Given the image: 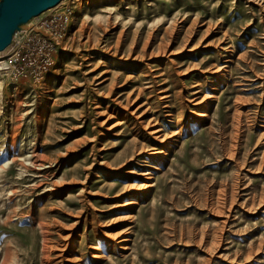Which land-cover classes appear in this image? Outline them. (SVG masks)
Wrapping results in <instances>:
<instances>
[{"label": "rangeland", "instance_id": "obj_1", "mask_svg": "<svg viewBox=\"0 0 264 264\" xmlns=\"http://www.w3.org/2000/svg\"><path fill=\"white\" fill-rule=\"evenodd\" d=\"M55 12L0 53V264H264V0H65L31 57Z\"/></svg>", "mask_w": 264, "mask_h": 264}, {"label": "built area", "instance_id": "obj_2", "mask_svg": "<svg viewBox=\"0 0 264 264\" xmlns=\"http://www.w3.org/2000/svg\"><path fill=\"white\" fill-rule=\"evenodd\" d=\"M66 21V13L55 12L46 14L34 27L21 30L25 31L23 36L26 37V41L29 40L30 34L42 33L38 47L39 53L33 57L24 51L23 44L20 42L21 37L12 39L8 48L9 53L4 59L8 66L13 68L14 75H20L27 70L30 76L39 79L41 74L52 66L53 53L58 39L64 34Z\"/></svg>", "mask_w": 264, "mask_h": 264}, {"label": "water", "instance_id": "obj_3", "mask_svg": "<svg viewBox=\"0 0 264 264\" xmlns=\"http://www.w3.org/2000/svg\"><path fill=\"white\" fill-rule=\"evenodd\" d=\"M59 0H0V51L32 16L55 5Z\"/></svg>", "mask_w": 264, "mask_h": 264}, {"label": "bare ground", "instance_id": "obj_4", "mask_svg": "<svg viewBox=\"0 0 264 264\" xmlns=\"http://www.w3.org/2000/svg\"><path fill=\"white\" fill-rule=\"evenodd\" d=\"M64 2H65V0H59L55 5H53V6H51V7H48V8H46V9L42 10L40 13H38L37 15L32 16L30 19L33 20L34 18H37L39 15H43V14H45V13H48V12L52 11L53 9L57 8L58 6L63 5ZM30 19H29V20H30ZM29 20H28V21H29ZM28 21H27V22H28ZM27 22H26V23H27ZM26 23H25V24H26ZM22 26H23V25H22ZM22 26H21V27H22ZM20 29H21V28H20ZM20 29H19V30H20ZM19 30H16V31L13 33V35H16V34L19 32ZM12 37H13V36H12ZM11 39H12V38H11ZM10 42H11V41H10ZM9 44H10V43H9ZM9 44H8V45H9ZM8 45H7V46H8ZM7 46H6V47H7ZM6 47H5V48H6ZM5 48H4L3 50H1L0 53H1V52H4V51H5ZM0 61H3V60H0ZM3 62H4V61H3ZM5 64H6V62H4V66H5ZM30 152H31V155H30V156L34 157V153H33L34 150H30ZM122 248H124V247H122Z\"/></svg>", "mask_w": 264, "mask_h": 264}]
</instances>
